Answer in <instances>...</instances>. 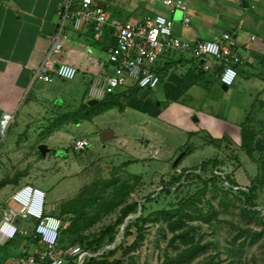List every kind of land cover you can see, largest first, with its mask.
I'll list each match as a JSON object with an SVG mask.
<instances>
[{"label": "rangeland", "instance_id": "374dc122", "mask_svg": "<svg viewBox=\"0 0 264 264\" xmlns=\"http://www.w3.org/2000/svg\"><path fill=\"white\" fill-rule=\"evenodd\" d=\"M247 1L251 6L252 1ZM161 7L166 8L165 6ZM252 10L255 12L256 8ZM161 11L167 14L166 10ZM190 26L191 24L185 25L181 21H176L172 30L177 35L181 30L182 37L189 40L187 33ZM245 28L249 32L255 30L251 25ZM177 29H179L178 32ZM93 41L89 39L87 44H92L95 47V41ZM239 53L245 61L250 63L244 64L245 69L238 71L235 80L236 83L243 84L242 88L234 90L229 87L224 91L221 84L218 82L216 85L217 80H213L215 88L211 94H207L205 107L210 106L209 110L214 113L213 117L218 120L223 119V122H218L220 132L215 130L216 133H213L209 129L208 131L214 136H218V133H227L234 140H237L241 133L243 137L240 136V139H242L243 148L231 144L219 151L213 144L203 141L205 133L200 131V128L197 129L198 134L189 137L187 129L175 124L179 122L174 123L164 118H157L156 115L147 114L144 109L147 105L145 100L155 101L157 94L156 89L153 88L145 97L141 94L142 89L139 90L140 92L137 91L138 93H127L123 96L122 102L120 101L124 107L123 111L119 110L120 106H114L113 109L98 113L93 120H81L80 124L69 125L67 131L60 129L53 135H48L47 130H50V126L41 129L35 128L38 124L52 123L53 119L49 117L41 118L43 115L45 116L47 110L43 108L40 115H36L31 122L29 121L32 125L34 124V128L31 126L27 128L23 125V115L21 114L23 111L19 112L4 137L0 136V178L6 175L12 176L17 171H23L19 180L31 182L44 189L46 205L57 212L59 206L67 202L76 206L79 199L110 178H116L118 182L129 181L132 185V192L128 196V200L141 201L145 196L160 189L161 178L168 179L172 173L181 169L199 168L202 160L218 156L221 152L225 157L236 156L238 161H233L236 167L235 175L240 186L244 187L249 183V178L254 176L257 171L256 164L249 154L257 145L251 136L252 130L259 131L262 128L261 123H264V63L243 47L239 48ZM246 57L250 58L245 59ZM87 77L80 72L74 79H63L53 75L52 83L43 82L44 80L40 78H37V82L42 81L44 85H51L58 92H64L60 96L61 103L72 104L70 107L74 109L81 104ZM76 79H82V83L76 82ZM125 86H115L114 93H119L125 89ZM194 94L198 99H194L193 104L200 106L199 86L194 87L189 96ZM189 96H186L185 99L189 100ZM134 97L139 102L131 103ZM98 101L96 109H100L103 105V102ZM60 106L62 110L66 107V105ZM157 109H162V107H157ZM194 116L197 118V115ZM193 117L192 119H194ZM226 121L231 125H228ZM195 122L198 124V121ZM242 126L244 127L243 133L240 132ZM53 130L51 129V132ZM106 130L114 132V137H104L103 131ZM83 132L87 133L86 138L90 145L87 149L78 152L73 149V141L79 139ZM42 142L46 143L49 148L45 156L39 155L37 149ZM187 147L191 148L190 151L174 165L176 157L180 153H184ZM14 189L13 182L0 186L1 204L9 199ZM109 190L107 189V191ZM263 200L264 182L259 191L260 205H263ZM89 209L91 212L94 211V207ZM231 210L238 211L234 207ZM115 216L116 213H112L104 217L90 230L94 231L100 228L114 220ZM132 217L134 215H130V218ZM227 217L230 219L229 216ZM14 221L18 227L31 232L33 224L30 220L16 218ZM225 227L221 228L217 235L221 244L229 237L227 227ZM158 229V225H150L146 228L143 241L132 253L133 264L162 262L163 249L170 234H167V238L164 239ZM120 232L117 235L119 239L112 244L111 249L121 241ZM25 242L24 236H15L6 247L10 253L8 257L16 256L15 254L19 253ZM119 252L115 257H119ZM260 254L261 247L258 243L247 249L246 258L251 264H254L252 256L255 255L256 258H259ZM82 259L83 257L81 261Z\"/></svg>", "mask_w": 264, "mask_h": 264}, {"label": "trees", "instance_id": "16d2710c", "mask_svg": "<svg viewBox=\"0 0 264 264\" xmlns=\"http://www.w3.org/2000/svg\"><path fill=\"white\" fill-rule=\"evenodd\" d=\"M261 60L264 63V59ZM220 70L221 67H218L215 72L218 74ZM155 72L159 76L166 73L157 69ZM196 74L200 76V72ZM131 88L135 91L139 89L136 83ZM98 102L92 105L83 102L75 109L58 111L51 118L53 121L48 130L69 122L91 120L113 106L122 107L120 101L113 99L111 92L100 100L103 102L100 109H96ZM261 126L259 131L252 130L257 145L249 155L257 171L244 185L245 189L235 175L233 161H238L236 156L225 157L221 152L218 156L202 160L199 168L181 169L168 179L161 178L160 189L141 201L128 200L132 192L129 181L118 182L116 178H110L79 199L76 206L67 202L60 205L57 212L52 211L62 223L68 222L59 230L57 246L66 248L78 244L84 251L96 253L110 245L126 217L134 215L125 224L119 243L112 249H104L99 255L85 256L81 264H133L132 253L143 241L146 228L150 225H158L164 239L170 234L163 249V260L158 264H251L246 258V251L258 243L261 254L259 258L253 255L251 259L254 264H264V200L263 205L258 201L264 182V123ZM200 131L205 133L203 141L213 144L219 151L231 144L243 148L240 141L227 133L214 136L207 130ZM198 132H188V135L190 137ZM190 149L187 147L185 154ZM38 153L41 155L40 151ZM21 175L23 171L2 177L0 186L11 181L18 184ZM91 207H94L93 212L89 209ZM233 207L238 211L233 212ZM112 213H116L114 220L94 231L90 230ZM30 222L33 224L34 221ZM225 224L229 237L221 244L217 235ZM12 239L0 245V264L10 255L6 247ZM29 239L25 237L26 241ZM118 252L119 257H115ZM77 259L78 256H67L65 264H76Z\"/></svg>", "mask_w": 264, "mask_h": 264}, {"label": "crops", "instance_id": "0c3cea01", "mask_svg": "<svg viewBox=\"0 0 264 264\" xmlns=\"http://www.w3.org/2000/svg\"><path fill=\"white\" fill-rule=\"evenodd\" d=\"M61 1L0 0V115L3 112L14 113L16 119L17 114L23 111V113L21 112L23 125L27 128H30V126L31 128L35 127L30 122L36 115L41 114L40 112L43 108L47 111L45 116L43 115L41 118L46 119L49 117L51 119L58 111L62 110L60 105H66L63 110H69L72 105L61 103L60 96L64 92H58L51 85H44L43 82L46 81H39L38 83L37 78H34L36 68L43 62L49 50L50 40L48 36L54 33L57 28L56 9ZM98 1L108 7L113 17L142 19L146 14L151 13V8L154 7L160 12H162L161 10H166V15L171 16L173 25H175L176 21H181V23L186 25L183 22L185 13L182 10L175 9L170 11L167 6L162 8L161 6L164 7V5L155 0ZM185 1L188 8L187 15L190 17V22L187 25L191 24L187 33L189 39H214L218 38L222 31L237 28L233 45V50L241 58V62L236 66L237 70L242 71L245 69V63L250 64L239 53V48L241 47L246 49L247 52H251L252 56L260 60L264 59V0H251V6L247 0V6L242 4V0ZM255 8L256 11L254 12L252 9ZM245 25H251L255 30L249 32L245 30ZM251 35H255L256 38L250 42L249 38ZM177 36L185 39L182 37L181 30H179ZM89 39L95 41H93L95 47L92 44H87ZM111 42L112 38L109 33L96 34L88 25L79 31L69 26L67 37L63 40L62 51L54 54V59L57 61L73 64L77 67V73L81 72L88 76L81 103L85 102L88 104L90 99L98 101L107 95L104 94L101 98L95 97L91 94V89L98 81L105 84L106 74L111 72V65L107 55L108 46ZM248 58L250 57L245 59ZM216 68L218 67L214 65L208 71L199 70L196 62L176 52L162 55L157 61L155 69L159 70L160 73L166 71L165 74L160 76L158 85L163 89L165 104H161L158 96H156L155 101L145 100L147 102L144 108L145 112L156 115L157 118H164L167 121L179 122L175 124L178 127L187 129L188 132L198 131L197 129L199 128L207 131L209 129L213 133H216L215 130L220 132L218 130V122H223V119L218 120L213 117L212 114L214 113L209 110L210 106L205 107L207 94H211L213 88H215L213 80H217L216 85L218 82L220 83L218 74L215 72ZM197 72H200V76H197ZM76 80V82L82 83V79ZM52 82L53 80L46 83ZM133 84L134 82L130 81V83L121 85L126 86L119 93L112 91L113 99L122 102L125 94H135L142 90L141 88L137 90L138 92L131 90ZM242 85L241 82L236 83L235 81L229 87L237 90L242 88ZM198 86L200 87V106L193 104L194 99H198L195 94L191 97L189 96L190 91ZM143 90L141 94L145 96L151 89L147 94H144ZM156 94L158 95L157 91ZM186 96H189V100L185 99ZM132 99L131 103L137 101L135 97ZM157 107H162V109H157ZM113 108L114 106L107 110ZM123 108L122 106L119 110L123 111ZM206 110L209 111H207L209 114ZM193 115H197L195 120L192 119ZM37 118L39 117L37 116ZM195 121H198V124H195ZM80 123L69 122L68 124L53 127V132L48 130V135H53L54 132H58L60 129L67 131L69 125L75 126ZM227 124L231 125L228 122ZM47 126L49 127L50 124L45 125L42 123V125L38 124L35 128L41 129ZM241 129L242 131L240 132L243 133L244 127L242 126ZM86 134V132H83L80 137L86 138ZM103 134L104 137H114V132L110 130L103 131ZM219 134L221 133H218V136H220ZM240 136L243 137L240 133L237 140L242 145ZM251 136L253 137V131ZM15 183L14 188L23 183L31 182L19 180L18 184Z\"/></svg>", "mask_w": 264, "mask_h": 264}, {"label": "built area", "instance_id": "2783aa9c", "mask_svg": "<svg viewBox=\"0 0 264 264\" xmlns=\"http://www.w3.org/2000/svg\"><path fill=\"white\" fill-rule=\"evenodd\" d=\"M155 1L167 6L170 11L182 10L185 13L183 22H190L185 0ZM151 11L142 19H121L113 17L108 7L98 0H62L56 9L57 28L48 36L50 47L45 59L36 68L34 78L46 82H51L53 75L73 79L77 67L65 61H57L52 55L62 51L69 26L79 31L88 25L96 34L109 33L112 38L108 46L111 72L106 74L105 84L98 81L93 85L91 94L95 97L101 98L112 92L115 86L127 81H133L141 89L156 88L160 76L155 72V65L162 55L171 52L192 59L204 71L212 69L214 65L221 67L218 73L221 84L229 87L235 82L238 76L236 66L241 62L240 56L233 50L237 28L222 31L214 39L185 40L173 33L171 16L154 7ZM255 38V35H251L249 41ZM14 119V113H1V137H4ZM89 145L87 138L73 141V149L78 152ZM52 211L46 205L45 190L32 183H23L11 192L5 204H0V245L17 235L30 239L20 248L18 255L6 258L1 264H65L67 256H78L76 264H81L82 257L101 254L84 251L78 244L58 247L59 230L68 222L62 223L61 218ZM16 218L33 220L31 232L18 227L14 221Z\"/></svg>", "mask_w": 264, "mask_h": 264}, {"label": "water", "instance_id": "95a60500", "mask_svg": "<svg viewBox=\"0 0 264 264\" xmlns=\"http://www.w3.org/2000/svg\"><path fill=\"white\" fill-rule=\"evenodd\" d=\"M242 4H243L244 6H247V2H246V0H242ZM110 69H111V66H110ZM221 88H222L224 91H226V90H228L229 87H228L226 84H221ZM155 89H156V91H157V93H158V95H157V96H158V99L160 100L161 104L164 105V104H165V101H164V93H163V89H162V87H161V86H157ZM149 90H150V88H145V89L143 90V93H144V94H147V93L149 92ZM96 102H97L96 99H90V100L88 101V104L90 105V104H94V103H96ZM193 118H194V120H195L196 117H193ZM37 149L40 151V153H41L42 156H45V155H46V152L49 150L47 144H46V143H43V142L40 143V144L38 145V148H37ZM184 153H185V152H184ZM184 153H180V155H178V156L176 157V159H175V161H174V165H175L176 163H178L179 159H181V158L183 157ZM139 208H140V207H139ZM129 218H130V216L126 217L124 223H123L122 226H121L120 237H122V235H123V230H124L125 224L128 222V219H129ZM117 239H119V237H116V238L114 239V241H113L110 245L104 247V249H111L112 244H113ZM104 249L98 251L97 253H102Z\"/></svg>", "mask_w": 264, "mask_h": 264}]
</instances>
